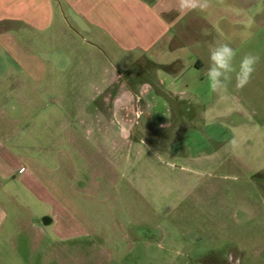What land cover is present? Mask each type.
Returning a JSON list of instances; mask_svg holds the SVG:
<instances>
[{
  "label": "rangeland",
  "instance_id": "374dc122",
  "mask_svg": "<svg viewBox=\"0 0 264 264\" xmlns=\"http://www.w3.org/2000/svg\"><path fill=\"white\" fill-rule=\"evenodd\" d=\"M62 13L74 36L63 45L90 84L114 72L137 101L92 100L90 85V162L79 158L77 184L90 189L103 226L81 234L69 223L63 238L22 236L14 250L23 259L13 263L264 264V102L248 107L235 96L188 91L147 100L158 90L155 70L92 45ZM84 105L60 109L77 116Z\"/></svg>",
  "mask_w": 264,
  "mask_h": 264
},
{
  "label": "crops",
  "instance_id": "0c3cea01",
  "mask_svg": "<svg viewBox=\"0 0 264 264\" xmlns=\"http://www.w3.org/2000/svg\"><path fill=\"white\" fill-rule=\"evenodd\" d=\"M177 7L178 0H0V264L23 259L14 250L22 236L63 238L72 234L69 223L81 234L103 226L93 218L90 189L77 184L79 158L90 162V85L92 100L137 101L114 72L90 84L89 71L80 72L63 45L64 36V42L74 36L62 12L92 45L155 70L158 90L147 100L188 91L235 96L248 107L264 102V0H210L206 11L187 14ZM220 43L237 50L236 65L246 54L260 57L241 90L233 78L209 92V50ZM15 101L23 106L19 113ZM79 101L85 105L77 116L70 106L68 113L60 109ZM36 105L43 109L32 113Z\"/></svg>",
  "mask_w": 264,
  "mask_h": 264
},
{
  "label": "clouds",
  "instance_id": "9594fccd",
  "mask_svg": "<svg viewBox=\"0 0 264 264\" xmlns=\"http://www.w3.org/2000/svg\"><path fill=\"white\" fill-rule=\"evenodd\" d=\"M210 0H178L177 11L187 14L192 11H206ZM237 50L229 43H220L210 48L209 64L206 72L207 86L210 93H219L235 80V88L241 90L251 81L258 55L249 53L241 57L238 65L234 64Z\"/></svg>",
  "mask_w": 264,
  "mask_h": 264
}]
</instances>
